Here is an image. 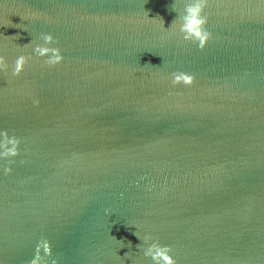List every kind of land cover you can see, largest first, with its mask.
Listing matches in <instances>:
<instances>
[{
  "label": "water",
  "instance_id": "95a60500",
  "mask_svg": "<svg viewBox=\"0 0 264 264\" xmlns=\"http://www.w3.org/2000/svg\"><path fill=\"white\" fill-rule=\"evenodd\" d=\"M191 2L0 0V55H33L0 71V264L42 239L41 264H153L135 232L176 264H264V0H208L202 49L170 28Z\"/></svg>",
  "mask_w": 264,
  "mask_h": 264
},
{
  "label": "clouds",
  "instance_id": "9594fccd",
  "mask_svg": "<svg viewBox=\"0 0 264 264\" xmlns=\"http://www.w3.org/2000/svg\"><path fill=\"white\" fill-rule=\"evenodd\" d=\"M208 0H192L185 9L184 15L179 19H174L171 23L172 31H179L185 41H191L199 48H203L210 37V33L206 30L205 24L207 16L204 14L205 5ZM164 27V26H163ZM169 28V27H168ZM39 39L43 43H35L32 47V52L36 57L44 58L46 65H56L62 62L63 56L58 47H52L54 38L51 33H42ZM30 41L25 46L31 44ZM33 59V55L20 54L14 63L9 65L6 58L0 55V71L11 70L12 76H18L24 69L25 64ZM171 84L177 85L180 83L189 84L192 77L183 72H174L170 74ZM34 104L38 101L34 100ZM3 138L0 139V160L6 159L8 166L4 167L5 173L11 171V165L15 162L12 158L16 157L19 153V141L15 136H8L7 133L0 134ZM107 211V210H105ZM135 235L142 241L137 246L142 248L143 255L151 259L153 264H176V260L170 254L171 248L168 245H162L158 240H155L151 234L143 236ZM43 248L45 256H51L49 244L46 239L38 240L36 243V254L29 261V264H41L42 257L40 256V249ZM127 253H125L126 255ZM47 264H57L55 258L51 259Z\"/></svg>",
  "mask_w": 264,
  "mask_h": 264
}]
</instances>
